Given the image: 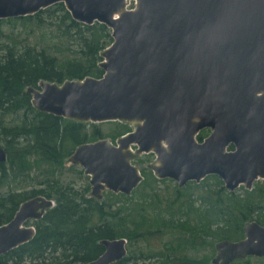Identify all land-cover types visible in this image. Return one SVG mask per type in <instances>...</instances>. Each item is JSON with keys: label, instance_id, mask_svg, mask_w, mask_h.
I'll return each mask as SVG.
<instances>
[{"label": "water", "instance_id": "obj_1", "mask_svg": "<svg viewBox=\"0 0 264 264\" xmlns=\"http://www.w3.org/2000/svg\"><path fill=\"white\" fill-rule=\"evenodd\" d=\"M133 1L134 7L128 8ZM63 3L76 22L101 23L113 42L102 53L100 78L41 81L29 87L33 107L81 123L120 122L131 131L116 140L79 145L68 158L89 177V197L130 196L143 180L133 161L178 187L218 176L234 192L264 180V0H0V20L32 16ZM210 130L203 140L202 130ZM233 146V149L230 147ZM7 154L0 146V163ZM55 202H23L0 226V256L29 242ZM244 238L216 244L214 264L264 258V226L250 221ZM103 253L85 264H115L127 239H103Z\"/></svg>", "mask_w": 264, "mask_h": 264}, {"label": "trees", "instance_id": "obj_2", "mask_svg": "<svg viewBox=\"0 0 264 264\" xmlns=\"http://www.w3.org/2000/svg\"><path fill=\"white\" fill-rule=\"evenodd\" d=\"M8 20L53 25L64 41H58L59 46L55 43L54 47L7 46L3 58H0V146L7 154V161L0 163V226L9 223L20 205L29 199L44 196L55 202L42 218L28 222L35 227L33 238L0 256V264H85L103 253L101 240L122 237L142 240L147 245L139 253L130 251L115 264H169L171 253L176 255L181 247L198 250L202 245L197 239H204V234L213 226L220 229L215 233V240L240 239L243 226L249 221L258 219L264 226L263 203L261 205L260 199L253 197L255 189L245 192L246 198L242 200L232 193L225 198H216L210 210L199 211L198 219L194 221L184 212L186 218H176L172 212L176 208L175 201L167 206L166 214L162 210L151 213L143 202L130 208L126 206L129 196L108 193L106 200L99 201L88 196L89 187L78 190L72 183L61 181L56 176L57 167L60 169L79 145L98 140V130L93 123L76 122L37 111L27 89L37 88L43 80L62 84L66 80H82L88 76L102 77L104 71L99 67L101 53L113 42L112 31L101 23L89 26L76 22L63 3L32 16ZM90 125L94 129L91 132L88 130ZM202 139L199 134L198 140ZM65 169L78 170L75 166H65ZM37 170L39 174L34 175ZM78 173L82 174V169ZM217 179L220 190L225 191L222 180ZM191 184L199 187L195 182H189L188 186ZM259 192L264 201L263 186ZM114 198L119 201L110 202ZM210 215L212 221L208 220ZM128 225L133 227L128 229ZM173 229L179 233L168 243L164 242L166 237L155 242L151 240L153 236L162 237L167 230ZM156 242L161 245H155ZM155 256L159 260L151 262ZM184 259L181 256L172 261L209 264V259L189 258L187 262ZM232 264L250 262L241 263L239 260Z\"/></svg>", "mask_w": 264, "mask_h": 264}, {"label": "rangeland", "instance_id": "obj_3", "mask_svg": "<svg viewBox=\"0 0 264 264\" xmlns=\"http://www.w3.org/2000/svg\"><path fill=\"white\" fill-rule=\"evenodd\" d=\"M129 7H133V1L128 2ZM8 19L0 20V58H3L5 54V50L7 46L11 45H17V47L30 44L33 46H36L38 48L50 45L51 47H54V44L56 43L57 46H59V42L63 43L64 40L61 41L60 37L58 36V33L55 31V27L53 25H34L27 23L25 21H7ZM49 23V22H47ZM64 46V45H63ZM120 124V125H119ZM96 130H98L99 139L109 138L113 143L116 144V140L120 138L122 135L126 134L127 132L131 131V127L129 124L126 123H114V122H103V123H93ZM89 132L93 131L92 125L88 127ZM210 130L205 129L200 132L202 134L203 139L207 137L210 134ZM155 160L154 154H143L139 157H137L133 163L136 164L139 169L141 170V173L143 175V180L137 190L135 189L133 193L129 196V200L126 202L128 203L126 206L129 208L132 206H137L139 202H143L145 206L147 207L148 211L151 213L156 212H162L166 214L167 212V206L170 205L172 202L176 204V208L172 212L176 214V218L180 219L185 217L186 214H188L187 218H193V220L198 219V213L199 211H209L212 207V204L214 203V200L216 198H224L227 194L232 193L233 196L238 197L239 199H245L246 194L245 192H250L253 189L255 191L253 192L254 196L257 200L260 199L261 205H262V211L264 212V201H262L259 188L264 187V180L259 179L254 182L252 190H247L244 188V186H240L237 188L234 192H230L224 187V182L222 181V186L224 187L225 191L220 190L221 184L218 182L219 178H208L215 175L207 176L204 180H202L198 185L199 187H196L194 184H191V186H188V184L185 187L179 188L177 182L171 179H165V180H159L155 177L153 171L149 168V164L153 163ZM72 166L69 163V160H66L63 162V165L60 169H56V176L61 181L72 183L73 187L75 189L81 190L85 187H89V192L91 190L89 177L86 176L84 173L79 174L78 170L82 169L79 166L77 167L78 170L74 171H68L65 169ZM60 167V166H59ZM83 172V170H82ZM35 174H39V171L37 170ZM208 178V179H207ZM220 179V178H219ZM221 180V179H220ZM197 184V183H195ZM178 191H181L180 195L177 194ZM228 192V193H227ZM113 193L110 191H105L103 193V198L99 201L106 200V194ZM114 194V193H113ZM89 196V194H88ZM155 196V197H154ZM177 199V200H176ZM116 198L110 200V202H118ZM156 203H155V202ZM227 201V200H226ZM119 204V203H118ZM160 204V206H158ZM117 205V203H116ZM179 207L183 209H178ZM181 211V212H180ZM186 214H184V213ZM189 212V213H188ZM260 216V213L259 215ZM209 221L213 220V216H209ZM34 220H31V222ZM258 222L259 220H253ZM250 222V221H249ZM259 223V222H258ZM246 224V223H245ZM244 224V226H245ZM30 225V224H29ZM243 226V227H244ZM132 225H128V229L132 228ZM220 229L216 226L211 227L205 234L204 239H197L200 240L199 244L202 245L198 250L191 251V249H188V246H185L184 248L181 247L180 250H177L175 253L176 255H173L171 253V259L169 261V264H183V261H177L172 259H175L177 257L184 256L185 261L187 262L189 258L196 259V260H208L209 264H214L213 259L216 255V244L224 239L215 240V233L219 232ZM130 232V231H129ZM179 231L173 229L167 230L166 234L162 237H155L153 236L151 240L153 242L160 240L161 238H165L164 242H169L172 240L173 235L178 234ZM130 234H133L130 232ZM186 238H189V235H185ZM123 238V237H122ZM179 238H183L182 236ZM177 238V239H179ZM198 238V237H197ZM244 238V232L243 237H241L238 240H241ZM126 239V238H125ZM150 240V241H151ZM232 241H238L229 239ZM151 241V242H152ZM147 245V242L142 240H129L127 239V254H130V251H135L136 253H139L140 249H145ZM155 245L160 246L161 244L159 242H156ZM168 254V253H165ZM153 262L154 260H159L158 257H153L151 259ZM149 262V261H148ZM163 263V261H160ZM182 262V263H181ZM241 263L244 262H250V264H264V258H255L250 257L243 260H240ZM238 263V262H237Z\"/></svg>", "mask_w": 264, "mask_h": 264}, {"label": "flooded vegetation", "instance_id": "obj_4", "mask_svg": "<svg viewBox=\"0 0 264 264\" xmlns=\"http://www.w3.org/2000/svg\"><path fill=\"white\" fill-rule=\"evenodd\" d=\"M203 140V139H202Z\"/></svg>", "mask_w": 264, "mask_h": 264}]
</instances>
